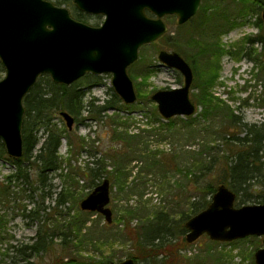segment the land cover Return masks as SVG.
<instances>
[{"label":"rangeland","instance_id":"obj_1","mask_svg":"<svg viewBox=\"0 0 264 264\" xmlns=\"http://www.w3.org/2000/svg\"><path fill=\"white\" fill-rule=\"evenodd\" d=\"M215 7L219 20L205 23L206 14ZM259 16L262 19V10L255 5H241L235 0H202L198 12L187 23L179 24L175 16L163 17L169 26L165 35L140 47L138 59L128 67L137 93L142 92L141 97L137 94V101L131 107L109 109L99 121L90 119L84 109L81 119H86L75 120L72 129L57 111L52 123L58 130L71 132L75 136L74 143L70 146L68 139L62 138L57 153L59 168L44 173V182L40 181V165L27 160L22 163L26 178L14 176L18 167L11 162L13 158L0 139V264H56L60 258L73 257L109 259L117 263L135 252L137 234L129 232L116 218L124 214L130 221V228L141 233L143 225L157 221L155 216L159 212L168 214L166 230L171 233L167 234L174 236L173 241L179 248L174 254L159 253L155 257L158 261L168 258L173 264H256L254 254L264 246L263 236L214 241L203 234L196 241L183 244L186 231L180 232L178 219L183 210L200 199V189L211 179L212 170L207 167L214 161H224L228 146H232L230 141L224 143L222 130L233 128L230 131L237 137H252L248 128L264 124V43L250 41V38L264 37V22H260L261 27ZM224 17L234 20L235 24L231 27ZM214 25H217L215 31ZM217 38L225 49L222 55H215L213 49L204 52V45L212 46ZM162 49L178 51L195 59L196 74L190 92L192 101L198 106L194 117L200 118L204 109L196 101L198 85H209L220 66L219 76L211 88L223 104L220 111H216L217 115L200 118L194 128L186 126L183 129V118L188 116H174L178 129L170 132L163 127L171 118H163L151 96L160 89L179 87L182 82L178 71L161 65L158 54ZM4 76L5 68L0 62V79ZM78 88L84 91V104L91 99L95 104H104L115 93L111 76L102 77L99 85ZM229 117L234 118V125L226 127L232 121ZM118 126V130L126 133L124 140L115 138ZM44 130L38 132L41 140L33 155L42 144ZM131 134L137 137L131 140ZM80 138L84 139L83 143ZM109 153H116L118 161ZM96 159L106 160L107 169L113 173L115 162H118L126 182L125 189L115 186L111 191V223L104 215L84 212L80 206L96 183L106 178L104 173L101 180L92 183L83 175ZM157 160L164 163H157ZM263 179L264 172L256 174L247 189L238 195L246 199L250 196L244 194L261 193ZM212 196L206 198L211 202ZM235 203L240 204L239 201ZM254 203L258 202L244 204ZM79 219L85 220L81 233L75 228L80 224ZM39 228L47 233L51 246L40 253L27 248L24 256L18 248L32 245L38 239ZM142 262L147 264L146 261L139 264Z\"/></svg>","mask_w":264,"mask_h":264},{"label":"water","instance_id":"obj_2","mask_svg":"<svg viewBox=\"0 0 264 264\" xmlns=\"http://www.w3.org/2000/svg\"><path fill=\"white\" fill-rule=\"evenodd\" d=\"M82 11L102 14L101 26L76 20L68 7L51 0H0V139L11 158L23 155L24 97L42 74L55 83L72 84L86 73H111L112 87L125 104L137 101V91L128 67L139 57L142 45L160 38L168 30L163 17L175 15L183 24L199 10L202 0H72ZM152 12L155 17L148 15ZM264 22V9L262 10ZM162 63L179 69L185 83L160 89L151 98L165 119L190 116L196 106L190 98L193 71L178 52L161 50ZM264 60V55H263ZM69 129L75 118L60 113ZM236 192L220 184L206 208L185 222L186 240L191 243L206 234L214 241H233L263 236L264 203L236 205ZM111 182L105 178L82 199L84 211L113 221ZM264 264V246L254 254ZM116 264H136L126 258Z\"/></svg>","mask_w":264,"mask_h":264},{"label":"trees","instance_id":"obj_3","mask_svg":"<svg viewBox=\"0 0 264 264\" xmlns=\"http://www.w3.org/2000/svg\"><path fill=\"white\" fill-rule=\"evenodd\" d=\"M238 1L241 5L248 6H258L259 10L264 9V0H235ZM58 5H64L69 8L71 13H74V4L72 0H60V2L56 3ZM213 8V7H212ZM208 10V9H207ZM206 10V12H207ZM212 14V15H211ZM218 12L215 9L212 10L209 14H206V22L211 20L218 19ZM211 16V17H210ZM232 27L235 22L230 18L224 17ZM261 17L259 16V25L262 27ZM217 25L213 26L214 31L217 30ZM223 30V29H222ZM219 33L217 32L216 35ZM254 40H258L264 43L263 38H250V41L254 42ZM204 52L206 50L214 51V54L217 56H221L225 51L223 47H221V43L217 38V41L212 44V46L204 45ZM215 48V49H214ZM202 51V50H201ZM201 53V52H200ZM264 67V65H263ZM264 69V68H263ZM220 66H217V70L215 72L214 79L210 80L209 85H198L199 93L196 95L197 104L203 105V111L200 113V118H209L212 114L217 115L216 111H220V107L222 102L218 100L216 96L213 95L211 88L215 85V80L219 76ZM138 97H141L142 92H138ZM84 91L78 88V85L72 83L70 85L64 83H55L53 82L51 76L49 74H42L39 76L36 84L33 88L26 94L24 97V106H25V114H24V124H23V155L18 159H11V162L18 167V172L14 175L17 178H26L25 174L22 172V163L24 161H28L31 164H39L40 165V181L44 182V173L55 171L59 168V159L57 156L58 150L61 145V141L63 137L68 139V143L70 146L74 143L75 136L69 134L63 130H58L56 126L52 123V120L55 117L57 111L60 113L62 111H68L75 119L78 121H83L82 114L84 109H87L89 113V118L92 120H100L102 119L104 113L109 109H121L129 108L131 104H124L121 99L117 96L116 93H113L112 97L108 99L104 104L98 105L95 104V100L91 99L87 104L83 102ZM120 104V105H119ZM223 105V104H222ZM200 118L194 117L193 115L188 116L187 118H183L182 128H186V126H190L194 128V125H198ZM232 120L226 127L229 125H234L233 117H229ZM115 122V120H113ZM176 119L173 117L165 124L163 123V127L172 132L176 130ZM189 127V128H190ZM233 127V126H232ZM118 127H115V138L116 140L122 139L124 140L125 132L118 130ZM44 130V136L41 146L38 149V153L33 155L36 146L39 144L41 137L38 136V132ZM226 129V128H225ZM233 129V128H230ZM229 128L226 130H222L224 133L223 141L227 143L230 141L232 146H228V154L225 156V160L221 162H213L210 166L207 167L211 171V179L210 181L200 189L201 197L199 200L193 201L187 210H183L178 219L180 224V232L184 233L186 231L185 222L191 216L200 212L204 208L207 207L210 200L206 197L209 195H213L217 190V187L220 184H226L232 190L236 192L237 198L236 202L239 201L240 204H244L246 202H264V190L261 193L257 194H244L251 197L246 199L241 198L239 196V192L247 189L252 179L256 174H261L264 172V124L259 128H248V134L253 133V136L246 137H237L235 133L230 131ZM241 132V131H240ZM239 133V132H238ZM235 135V136H234ZM131 140L137 137L135 134L129 135ZM81 143H83L82 138ZM232 141V142H231ZM71 149V148H70ZM2 151V149H0ZM97 153V152H96ZM114 155L109 153L112 158L115 160L118 159L117 154ZM155 156V155H154ZM32 158H34L32 160ZM104 159H96L93 160V165L88 166L86 172H83V175L90 178L92 183L97 182V180H101L104 173L105 177L110 180L111 183V191H113L114 187L117 186L119 190H123L126 187V182L123 180V175L121 173V166L118 162H115L114 165V173L113 171H109L107 169L108 164ZM118 161V160H117ZM156 163V160H154ZM157 163H164L163 160H157ZM213 172V173H212ZM82 173V172H81ZM104 180V179H103ZM102 182V181H101ZM100 182H97L98 185ZM261 185L264 186V179L261 181ZM86 212V211H84ZM131 214V212H129ZM128 215V214H127ZM168 214L165 212H159L155 216L157 221H152L149 224L143 225V230L141 233L139 231L134 232L130 228V221L123 214L120 217L116 218L117 221H122L129 232L136 233L135 241L136 248L135 252L131 253L130 256L133 257L137 263L141 261H146L147 264H173L171 259L164 258L165 261H158L156 256L159 253L168 251L170 253L177 252L179 245L177 242H174V236H168L167 233H171L166 230L167 220L166 216ZM80 220V224H78L76 231L81 233L82 228L84 227L85 220ZM164 220V222H163ZM178 224V225H179ZM182 230V231H181ZM44 233V234H43ZM66 235V234H64ZM170 235H173L170 234ZM67 236V235H66ZM186 238L183 239V244L186 243ZM51 242L48 240L47 233L41 228L38 230V239L32 245H23L22 248H18V251L21 252L25 256L27 253V248L35 253H40L48 249ZM51 246V245H50ZM248 256L247 254H244ZM250 255V254H249ZM252 255V252H251ZM156 257V258H155ZM167 257V256H166ZM219 258V257H218ZM175 259V258H174ZM188 259V258H187ZM115 264L113 261H109V259L105 260H95V259H87V258H70L68 260H64L60 258L57 260L56 264ZM144 264V262L140 263Z\"/></svg>","mask_w":264,"mask_h":264},{"label":"flooded vegetation","instance_id":"obj_4","mask_svg":"<svg viewBox=\"0 0 264 264\" xmlns=\"http://www.w3.org/2000/svg\"><path fill=\"white\" fill-rule=\"evenodd\" d=\"M202 2V1H201ZM73 4H74V13H71V15L76 19V20H78V21H80V22H83V23H86V24H89V25H91V26H94V27H99V26H101L102 25V23L104 22V19H105V17H104V15H102V14H89V13H86V12H84V11H82V10H80L76 5H75V3L73 2ZM71 12V11H70ZM147 13H148V15L149 16H151V17H155V15L152 13V12H150V11H147ZM166 16H175V15H166ZM100 18V17H102L103 19L101 20V21H99L98 19H96V18ZM165 17V16H164ZM176 17V16H175ZM177 18V17H176ZM191 19V18H190ZM189 19V20H190ZM165 21V20H164ZM177 21H178V18H177ZM188 22V21H187ZM187 22H185V23H187ZM166 23V22H165ZM166 25H167V23H166ZM168 26V25H167ZM168 29H169V26H168ZM167 32V31H166ZM165 35V33L160 37V38H158L157 40H159V39H161L163 36ZM157 40H155V41H157ZM154 42V41H153ZM152 43V42H151ZM147 44H149V43H147ZM145 45V44H144ZM143 46V45H142ZM141 46V47H142ZM162 50H166V49H162ZM161 51V50H160ZM159 51V52H160ZM166 51H169V52H173L174 50H172V51H170V50H166ZM175 52H178V51H175ZM179 53V52H178ZM181 53V52H180ZM179 53V54H180ZM184 59H185V61L189 64V66L191 67V69H192V71H193V82H194V78H195V74H196V69L194 68V61H195V59L194 58H190L189 56L187 57V56H184V55H182V54H180ZM160 61V60H159ZM160 63H161V65L162 66H167V67H170V66H168L167 64H165V63H162L161 61H160ZM133 64V63H132ZM170 68H172V69H174V70H176V71H178V73H179V76L181 77V82H182V85H184V83H185V76H184V74L179 70V69H177V68H175V67H170ZM105 76H111V79H112V74L111 73H101V74H95V73H91V72H89V73H86V74H84L82 77H80L79 79H77L75 82H73V83H75L76 85H78V86H86V87H92V86H96V85H99V84H101V79H102V77L104 78ZM132 78V77H131ZM193 82H192V85H193ZM192 85H191V88H190V92H191V89H192ZM196 87V86H195ZM190 98H191V96H190ZM192 100V99H191ZM193 102V101H192ZM194 103V102H193ZM195 104V106H196V111H197V105H196V103H194ZM196 113V112H195ZM74 118H75V116H74ZM76 120V119H75ZM75 123V122H74ZM186 228V227H185ZM186 233H187V229H186ZM186 233H185V238H186ZM188 242V241H187ZM127 258H133V257H127ZM126 259V258H125ZM134 259V258H133ZM124 260V259H123ZM135 260V259H134ZM121 261V260H120ZM135 262H136V264H137V261L135 260ZM118 263V262H117ZM116 264V263H115Z\"/></svg>","mask_w":264,"mask_h":264}]
</instances>
